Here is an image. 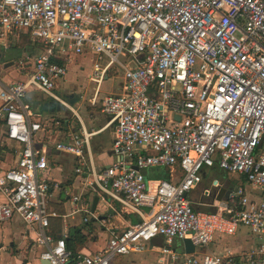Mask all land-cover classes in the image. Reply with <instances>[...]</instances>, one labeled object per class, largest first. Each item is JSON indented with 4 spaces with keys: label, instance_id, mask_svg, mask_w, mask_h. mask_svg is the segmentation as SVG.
I'll use <instances>...</instances> for the list:
<instances>
[{
    "label": "built area",
    "instance_id": "2783aa9c",
    "mask_svg": "<svg viewBox=\"0 0 264 264\" xmlns=\"http://www.w3.org/2000/svg\"><path fill=\"white\" fill-rule=\"evenodd\" d=\"M19 33L41 51L23 80L0 79L1 137L20 145L15 165L0 169V225L17 217L48 264H112L143 253L157 237L167 264H264V0H0V47ZM86 50L96 57L89 103L100 102L113 127L112 161L101 169L84 158L96 132L82 127L50 146L38 141L39 115L24 104L31 89L58 100L62 61ZM17 67L26 69L23 61ZM112 68L121 72V92L99 97ZM51 149L80 160L74 173L81 191L70 199V215L102 224V251L73 255L65 226L53 227L63 216L48 201L58 188L45 175ZM159 168L167 180L145 177ZM213 168L245 179L253 194L238 185L217 200L215 180L202 190L212 201L196 210L189 195ZM93 196L140 222L108 227L91 212ZM239 230L254 244L236 255L178 259L168 248L184 239L206 246L216 234Z\"/></svg>",
    "mask_w": 264,
    "mask_h": 264
},
{
    "label": "crops",
    "instance_id": "0c3cea01",
    "mask_svg": "<svg viewBox=\"0 0 264 264\" xmlns=\"http://www.w3.org/2000/svg\"><path fill=\"white\" fill-rule=\"evenodd\" d=\"M18 35H25L29 37L25 33H19ZM31 42L32 43L30 44V48L32 51V49H34L35 41L31 40ZM7 48H9L8 44ZM23 51L27 53L26 48H23ZM87 56H90V70L87 78L88 83L84 85L81 83V80L77 79V81L74 82V79H68V74L70 75V73H68V64L73 63V61L75 60L77 61L75 65L77 66V68H75L76 73L78 71H82V65L89 62V60H86ZM12 60L13 59L10 58L7 60L5 56L3 62L0 63V79L5 83L21 81L29 72L27 71V69L21 71L17 67L18 62L23 61V59H20L16 65H14V62ZM95 61V55L87 50L81 55H66L65 59L62 61V63H64L66 67V75L57 81L54 93L58 98V96L56 95L58 94L56 92V89L58 84L63 82L67 83L66 86H64L63 83L61 84L63 85V92L66 91L67 88H70L74 92L72 94L73 97H68L65 95V93L61 92L63 95L62 98H58L59 101L52 98L49 99V101H43V99L39 96V91L31 89L24 98V104L27 110H30L31 112L39 115V117H36V120H38L40 123L43 119V114L54 116V114L57 113H69L73 118L72 123L69 121L70 118L66 115V118L61 119L64 121L63 124L59 122L60 120H56L55 127L52 130L46 129V127H43L42 125V130L36 136L38 141L44 140L50 143L67 141L70 134L74 133V127L77 124L79 125V131L82 130V127H84L87 131L89 130V132H96V134L93 135L90 140V149L88 153H84V158L87 164H89V162L91 161L96 169H101L108 166L112 161L111 145L113 140V127H106L108 119L101 113L100 102H98V104L96 105H91L88 102L87 107H89L90 110L95 111V114L91 116L90 111L86 106H84L82 100L80 102L77 99L80 97L82 98V94H79L82 91L87 94L91 90L90 92L92 95V84L89 81V77ZM23 62L26 66H29V63L25 61ZM30 69H32V66L29 67V70ZM109 73V77L105 81H108L109 79L120 80L117 85H115L114 83L112 84V82L109 81L110 84L106 85V87L103 88L104 92H102L101 89V97L106 94L121 92V72L116 68H112ZM76 76H79V74H76ZM52 100L54 102H57L60 106H53L51 103ZM98 106L100 107V109L98 112H96L95 108ZM43 107L44 109L42 110ZM19 149L20 145L4 141L0 133V169H9L15 165L17 159L16 156ZM79 162L80 160L73 155L58 152L53 149L50 150L49 171H47L45 175L50 181L56 183L58 185V188L56 189L54 187H51L49 191L48 201L50 208H53L61 216H63V218L55 220L52 225L54 228H57V230L59 229V225L65 226L64 229L61 228L62 232L65 234L69 233V229L71 227H76L82 224V216L80 214L70 215V199L73 195L81 191V183L79 181V177H77L74 173V169ZM53 169L55 173H57L56 176L53 175ZM156 170L157 169H151L145 171V177L147 178L148 175H155L157 172ZM208 171H210L212 174V176L209 178H207ZM215 171H217L218 173L214 174ZM63 173H65V175ZM62 174L63 176H61ZM221 174H223V176H221ZM202 176V183L189 195V199L196 210H204L205 205L212 201L211 199L203 197L202 190L210 187L215 180H217L221 184V190L224 189L227 191V189L233 188L232 180H230V177L217 168L204 169L202 171ZM65 187L69 188L71 190V193L67 194L65 201H61L60 194L61 191L65 190ZM54 197L55 200H53ZM0 202H2L1 196ZM108 211H112L111 214H109ZM95 213L98 218L106 216L105 224L108 225V227H117L119 228V230L125 229L126 227L130 226L131 219L138 217L136 214L121 213L117 204L114 206L113 203L107 201L106 199H99L95 209ZM92 227V232L89 227H87L83 231V235H85L87 241L84 245L77 246V252L87 254L99 252L104 249L107 241V233L105 231V228L102 227V224L97 221ZM253 244L254 239L250 235H247L246 231L239 230L233 236L216 234L213 241L206 246L195 247L188 239H184L174 240L168 248L172 254L179 257L178 259H181L185 256H194L208 252L217 255H222L226 252H229L233 255H236L238 253L249 250ZM148 245L149 247H151L149 251L147 249ZM163 247H165L163 238L157 237L147 244V248L143 253L130 254V256L132 257L128 264H152L150 255H153L155 257L156 264H162L161 257H163V255L161 254V250ZM39 253L40 249L35 246L30 235L26 233L24 226L21 224L17 217H13L11 221L0 225V264H41L42 260H40L39 258Z\"/></svg>",
    "mask_w": 264,
    "mask_h": 264
},
{
    "label": "rangeland",
    "instance_id": "374dc122",
    "mask_svg": "<svg viewBox=\"0 0 264 264\" xmlns=\"http://www.w3.org/2000/svg\"><path fill=\"white\" fill-rule=\"evenodd\" d=\"M31 40L29 37L25 36V35H16L15 37H11L9 40H8V45H9V48H7L6 50H4V57L6 56V59L8 60L9 58L10 59H13L12 61L14 62V65L17 64V62L20 60V59H23V61L29 63V66H26V69L27 71H29V67L32 66L33 64V61L35 59V57L39 54L40 50L37 48H34L32 49L31 51V48H30V44H31ZM23 48H26L27 50V53H25L23 51ZM19 54V55H18ZM26 57V58H25ZM85 59V58H83ZM82 59V60H83ZM90 59V56H87L86 57V60H89ZM76 62L77 61H73V63H69L68 64V73H70V75L68 74V79H74L73 81H77L78 80H81V83L82 84H86L88 83V74H89V70H90V60L88 63L86 64H83L82 65V68L83 70L82 71H78L76 73V70L75 68H77L76 65ZM80 65V64H79ZM76 74H79V76H76ZM120 79H115V80H108V81H104L103 85H102V92H104L103 88L106 87V85L110 84L109 81L112 82V84L114 83L115 85H117V83L119 82ZM63 83V82H62ZM62 83H59L58 86H57V89H56V92L58 94H56L58 96V98H62V93H65L66 96L68 97H73L72 94L74 93L72 89H68L66 91L63 92V85L66 86L67 83H63V85H61ZM77 83V82H76ZM90 86V85H88ZM55 91V89H54ZM91 91V90H90ZM88 92L87 94L82 91L80 92L79 94L81 95L82 94V98H77L80 102L82 100V102L84 103V106H88V99H90L91 97V92ZM62 92V93H61ZM39 93V96L40 98L43 99V101H49V99H51L48 95H45L41 92H38ZM85 93V94H84ZM55 94V93H54ZM101 97V96H99ZM63 109V108H62ZM87 109L90 111V115L93 116L95 114V111L94 110H90L89 107H87ZM100 109V107H96L95 110L96 112H98ZM68 116L70 119L69 121L72 123V120L73 118L71 117V114H67V113H57V114H54V116H49L47 114H43V119L41 121V126L43 125V127H46V129H54L55 127V122L56 120H61V119H64L66 118V116ZM89 131V130H88ZM47 142V141H46ZM51 145L54 144V142L50 143L48 142ZM54 171V169H53ZM156 174L155 175H148L147 178L148 179H152V180H155V179H162V176L163 174L166 172V169L164 168H159L156 170ZM213 173V172H212ZM217 174L218 172L215 171L214 174ZM65 175V173H63ZM63 174L61 176H63ZM53 175L56 176L57 173H55V171L53 172ZM212 174L210 171H208V174H207V178L211 177ZM221 176H223V174H221ZM230 177V180H232V186L233 188L237 187L238 185H243L244 187L248 188V191L250 192L249 195L253 194L251 193V190H252V187L251 185H249L248 183H246L243 178H239L237 177L236 175H228ZM71 193V190L67 187H65V190L61 191V194H60V199L61 201H65V198L67 196V194H70ZM53 200H55V197L53 198ZM115 204V203H114ZM230 240V239H229ZM231 241V240H230ZM151 247H149L148 245V251ZM151 256V259H152V264H156L155 263V257L153 255H150ZM131 257L132 256H119L117 257L113 262L114 264H128L131 260ZM112 262V264H113Z\"/></svg>",
    "mask_w": 264,
    "mask_h": 264
},
{
    "label": "trees",
    "instance_id": "16d2710c",
    "mask_svg": "<svg viewBox=\"0 0 264 264\" xmlns=\"http://www.w3.org/2000/svg\"><path fill=\"white\" fill-rule=\"evenodd\" d=\"M41 51V44L38 42H35L34 48H37ZM109 72L107 73V78L109 77ZM53 106H60L57 102H54L53 100L51 101ZM44 109V107L42 108V110ZM60 123H64L63 120L59 121ZM1 124V121H0ZM79 132V125L77 124L74 127V134ZM168 179V174L165 172L162 176V180H167ZM245 181V179H243ZM113 205L115 206L116 204L113 203ZM96 221H92L89 223H82L79 226L76 227H71L69 229V233L66 234V239H65V243H66V248L68 251H70L73 255L76 254V248L77 246H81L84 245L87 241V238L85 237V235H83V231L89 227L90 230L93 228L92 226L95 224ZM140 222V218H132L131 219V224H135ZM92 232V230H91ZM58 233L55 235L56 238H58Z\"/></svg>",
    "mask_w": 264,
    "mask_h": 264
},
{
    "label": "water",
    "instance_id": "95a60500",
    "mask_svg": "<svg viewBox=\"0 0 264 264\" xmlns=\"http://www.w3.org/2000/svg\"><path fill=\"white\" fill-rule=\"evenodd\" d=\"M4 60V49L0 47V63H2ZM177 120L179 119L178 117H175ZM225 193V190L222 189L220 191V195L219 197L217 198V200H221L222 197H223V194ZM99 201V198L98 196H94L93 199H92V202H91V212H95V209H96V206H97V203ZM112 211H108L109 214H111ZM106 219V216L104 217H99V220H104ZM161 257V256H160ZM162 258H164L166 261L164 264H167L169 262V257L167 255H164ZM41 264H48L47 261H41Z\"/></svg>",
    "mask_w": 264,
    "mask_h": 264
}]
</instances>
